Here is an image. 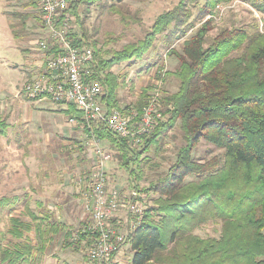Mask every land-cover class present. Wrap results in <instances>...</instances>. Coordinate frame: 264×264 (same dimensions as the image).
<instances>
[{"label": "rangeland", "instance_id": "374dc122", "mask_svg": "<svg viewBox=\"0 0 264 264\" xmlns=\"http://www.w3.org/2000/svg\"><path fill=\"white\" fill-rule=\"evenodd\" d=\"M76 1L81 4L75 12L76 17H72L69 23L70 32L78 36L86 35L83 45L100 55L95 57L97 66L98 59L112 60L117 52L137 44L151 30L160 14L174 9L180 2ZM189 1L186 4L192 15L191 26L183 36L170 38L166 33L158 34L152 38L151 46L144 55L118 62H113V59L110 66L102 71V75L110 80L112 103L123 113L131 109L140 112L155 96V86L159 85L157 109L160 118L143 142L131 149L138 153L135 156L137 162L131 163L128 169L123 168L116 156L118 151L111 148L110 140L100 139V146L110 154L106 173L111 188L125 194L139 192L146 210L155 209L159 204L158 196L150 189L164 178L175 162L178 150L185 147L179 122L165 131L160 129L168 118L166 110L172 109L171 105L164 106V99L178 90L179 82L174 72H178V58L184 43L201 27L209 29L204 47L226 30L240 29L249 35L264 33V12L257 11L253 5H264V1L233 0L222 3L203 19L198 18L203 0ZM38 8L35 0H0V59L5 57L6 61L0 65V251L11 250L18 245L36 249L42 247V253L32 252L31 258L22 254L20 264H86L87 242H72L71 239L89 223L81 202H78L79 198L75 200L73 195V191L77 190L74 180L88 173L93 166L92 153L87 147L88 139L84 133L81 139L80 136H72L71 132L77 131L75 127L80 125L75 124L74 127L67 122L69 118L64 117L60 123L62 129L66 128V134L45 135L43 120L32 117V112L38 110L20 92L25 81L20 71L24 64L30 65L26 64L28 59L37 61L41 55L36 43L42 34H34L38 31L35 30L37 23L40 25ZM101 85L106 93L107 87ZM58 131L63 132L60 128ZM154 133L157 135L150 139ZM27 156L33 159L34 164L28 162ZM17 157L22 165L16 164ZM192 159L198 163H222L224 154L222 149L200 140L193 147ZM13 176L18 177L14 179ZM65 179H70L68 198L61 195L60 189L62 182L67 186ZM199 180L194 177L187 179L193 182ZM51 200L52 205L45 206V203L50 205ZM118 219L120 229L126 231L125 216L121 215ZM158 220L155 213L150 214V222L156 223ZM48 226L56 229L54 235L48 236ZM219 230V226L209 222L201 225L193 234L206 240L218 238ZM45 234L49 240L42 245L40 242ZM126 249L127 255H130L129 246Z\"/></svg>", "mask_w": 264, "mask_h": 264}, {"label": "trees", "instance_id": "16d2710c", "mask_svg": "<svg viewBox=\"0 0 264 264\" xmlns=\"http://www.w3.org/2000/svg\"><path fill=\"white\" fill-rule=\"evenodd\" d=\"M186 1L190 2L180 0L174 9L160 14L145 37L117 52L113 62L144 55L158 34L183 36L192 17ZM230 1L203 0L198 18ZM79 4L76 0L70 4L68 12L73 17ZM253 5L264 12V5ZM208 30L201 27L184 43L178 58L179 74L174 72L178 90L163 102L172 109L166 110L168 118L160 129L165 131L179 122L185 147L178 150L164 178L150 189L159 204L145 211L143 224L129 237L131 264H264V33L226 30L204 47ZM70 38L80 47L86 35L71 33ZM94 56L100 55L94 52ZM112 60L98 59L94 74L108 89L102 99L108 110L116 108L110 97V80L102 71ZM71 107L79 118V112ZM94 131L98 138L110 140L123 168L137 162L138 153L125 141L102 126H95ZM200 140L222 149L224 161H194L193 147ZM193 177L200 180L187 181ZM151 213L159 218L156 223L150 222ZM209 222L220 227L218 238L204 240L193 234ZM47 229L48 236L56 233L52 226ZM45 236L42 245L49 240ZM80 239L87 237L83 234ZM40 249L18 245L1 250L0 264H20L19 260L31 258L32 252L42 253Z\"/></svg>", "mask_w": 264, "mask_h": 264}, {"label": "built area", "instance_id": "2783aa9c", "mask_svg": "<svg viewBox=\"0 0 264 264\" xmlns=\"http://www.w3.org/2000/svg\"><path fill=\"white\" fill-rule=\"evenodd\" d=\"M39 6L43 36L36 43L41 52L40 69L26 79L20 88L29 100H47L67 104L79 112L70 123L80 125L87 137L93 166L88 173L74 180L84 214L89 223L73 235L72 242L87 237L86 264H131L126 247L132 233L144 222L143 197L137 191L129 194L111 188L106 173L110 154L100 146L95 126L104 127L114 137L125 141L130 149L137 148L148 136L160 114L157 109L159 85L147 105L139 112L108 110L102 101L105 93L101 82L94 79L97 67L90 47L75 46L70 38L72 0H35ZM125 216V230L120 229L119 216ZM130 250V248H129Z\"/></svg>", "mask_w": 264, "mask_h": 264}, {"label": "crops", "instance_id": "0c3cea01", "mask_svg": "<svg viewBox=\"0 0 264 264\" xmlns=\"http://www.w3.org/2000/svg\"><path fill=\"white\" fill-rule=\"evenodd\" d=\"M38 21H39V19H38ZM35 30H38V31L35 32L34 34H38V35L42 34V36H43V32L41 31L39 23H37V28ZM28 42H30V40ZM27 47H29V46H27ZM4 58L0 59V65H4L2 62H6V61H4ZM26 64H30V65H25L24 64V68L20 71V72H22L21 74H22V77L24 78V80L32 78L34 75H36L38 73V71L40 69L39 60L36 61V59H34V58L28 59L26 61ZM7 70H9V68H7ZM28 101H30V100H28ZM29 103L34 107V109L38 110V111L32 112V117H34V118L36 117L37 119H42L43 120V122L45 124V126H44L45 135L55 134V133L56 134L57 133L58 134L61 133V135L63 133L66 134L67 130H66V128L62 129L63 127H62V124L60 123L61 122L60 119L64 117V118H69V121H70V119L73 118L74 115L72 113L73 109H72L71 105H67V104H62V105L54 104L53 105V103H51V102H49L47 100H44V99L31 100V102H29ZM38 113H42V115H39ZM44 115H46L48 117H45ZM69 121H67V122H69ZM62 122L65 123L64 121H62ZM70 125L74 126L75 124L70 123ZM59 128H60V130H63V132L62 131L59 132L58 131ZM75 128H76L77 131L74 130L73 132H71L72 136L73 135L74 136H78V138L80 136V139H81V136L83 135L82 128L78 127V126H76ZM64 138H69V137H64ZM26 158H28V160H29L28 162L31 165L34 164L33 163V159L30 156H27ZM16 160H17L16 164L22 165V161L19 159V157H17ZM18 176H13V177L15 179ZM69 182H70V179H65V183H68L67 186L64 184V182L61 183V188L60 189H61V195L63 197L66 196L68 198V192L71 190ZM33 195H34V193H33ZM73 195L75 197L74 198L75 200H77V198H79L75 191H73ZM14 196L16 197V194ZM16 198H14V200ZM78 202H79V199H78ZM52 203H53V201L51 200L49 202L50 205L45 203V206H51ZM55 207H56V205H55ZM51 208H53V206ZM60 208H61V206L58 205V209L59 210H61ZM62 209H64V207H62ZM59 222H62V221H59ZM53 224H55V223H53ZM55 225H58V224H55ZM58 226H60V225H58Z\"/></svg>", "mask_w": 264, "mask_h": 264}]
</instances>
